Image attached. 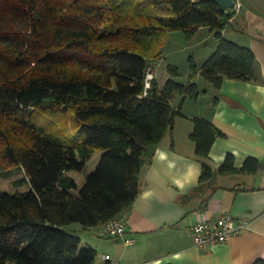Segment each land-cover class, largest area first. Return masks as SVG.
<instances>
[{"label":"trees","instance_id":"16d2710c","mask_svg":"<svg viewBox=\"0 0 264 264\" xmlns=\"http://www.w3.org/2000/svg\"><path fill=\"white\" fill-rule=\"evenodd\" d=\"M233 14L213 0H0V172L23 171L16 183L31 186L0 188V264H95L96 250L82 248L69 226L102 225L131 207L151 151L182 114L172 100L200 92L192 58L185 83L169 64L165 82L152 78L145 88L169 34L191 38L207 27L215 35L200 67L214 88L225 78L257 80L253 51L223 35ZM191 120L201 172L180 200L196 196L204 208L218 175L255 173L259 161L236 167L227 154L215 167L209 152L223 132L208 118ZM97 151L95 170L78 187L67 172H83Z\"/></svg>","mask_w":264,"mask_h":264},{"label":"crops","instance_id":"0c3cea01","mask_svg":"<svg viewBox=\"0 0 264 264\" xmlns=\"http://www.w3.org/2000/svg\"><path fill=\"white\" fill-rule=\"evenodd\" d=\"M236 1L239 7L225 31L230 30L235 42L253 51L257 80L225 78L219 89L209 83L206 89L198 86L196 98L182 100L178 95L172 100L182 114L153 148L149 163L140 172V193L121 214L128 219L124 236L108 237L102 225L84 230L69 226L81 245L96 250L95 264H252L264 260V0ZM200 30L209 32L207 27ZM196 77L201 78L200 68ZM195 116L208 118L224 134L214 140L209 152L215 167L227 154L235 157L236 167L247 157L259 161L255 173L218 175V187L204 208H199V197L180 200L196 187L201 172L189 138ZM202 212L231 214L248 226L203 249L194 245L189 231ZM129 238L134 241L128 243Z\"/></svg>","mask_w":264,"mask_h":264},{"label":"rangeland","instance_id":"374dc122","mask_svg":"<svg viewBox=\"0 0 264 264\" xmlns=\"http://www.w3.org/2000/svg\"><path fill=\"white\" fill-rule=\"evenodd\" d=\"M239 2L235 0V6L230 10L238 9ZM223 35L234 41V35L230 30L224 31ZM170 36V37H169ZM165 45L163 47L162 56L160 59L153 61L151 64L152 78L155 77L158 84H162L169 77L167 66L169 64L178 67L180 75L176 78L177 81L186 82L187 75L189 73V59L192 58L197 67L200 68L205 59L214 51L218 39L212 33L204 30H198L191 38H186L181 31H174L169 34ZM194 81L200 88H207L209 84L202 77H195ZM102 151L95 152L92 157L86 162V167L83 172L69 171L67 174L72 175L80 187L87 174L93 172L98 164ZM23 171L11 172L9 174L0 172V188L6 191H26L30 189L29 181L25 180L22 184H17L16 180L24 178ZM77 194V190L72 191ZM74 226L79 224L74 223ZM85 245L82 244L83 248Z\"/></svg>","mask_w":264,"mask_h":264},{"label":"built area","instance_id":"2783aa9c","mask_svg":"<svg viewBox=\"0 0 264 264\" xmlns=\"http://www.w3.org/2000/svg\"><path fill=\"white\" fill-rule=\"evenodd\" d=\"M152 79L151 68H148L145 88L150 86ZM128 219L118 217L110 219L102 224V232L104 235L112 238H122L127 230ZM246 221L235 218L231 214H222L218 216H210L206 212H202L189 228L193 237L194 245L203 249L210 248L212 245L226 241L230 236L235 235L247 228ZM133 238L127 239L128 243H132ZM109 258V255H103Z\"/></svg>","mask_w":264,"mask_h":264},{"label":"water","instance_id":"95a60500","mask_svg":"<svg viewBox=\"0 0 264 264\" xmlns=\"http://www.w3.org/2000/svg\"><path fill=\"white\" fill-rule=\"evenodd\" d=\"M219 11L226 14L230 12V9L235 6V0H213Z\"/></svg>","mask_w":264,"mask_h":264}]
</instances>
